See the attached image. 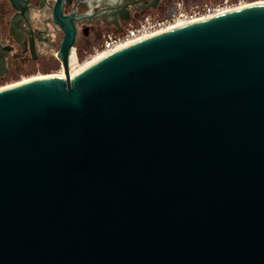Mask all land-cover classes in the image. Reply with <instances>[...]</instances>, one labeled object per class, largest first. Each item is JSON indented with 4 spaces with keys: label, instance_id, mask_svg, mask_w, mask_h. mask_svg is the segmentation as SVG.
I'll return each mask as SVG.
<instances>
[{
    "label": "water",
    "instance_id": "obj_1",
    "mask_svg": "<svg viewBox=\"0 0 264 264\" xmlns=\"http://www.w3.org/2000/svg\"><path fill=\"white\" fill-rule=\"evenodd\" d=\"M3 1L26 14L31 0ZM113 1L119 33L128 6L161 0ZM70 3L51 13L64 78L0 91V264H264V5L137 41L70 79L87 18L63 17Z\"/></svg>",
    "mask_w": 264,
    "mask_h": 264
},
{
    "label": "flooded vegetation",
    "instance_id": "obj_2",
    "mask_svg": "<svg viewBox=\"0 0 264 264\" xmlns=\"http://www.w3.org/2000/svg\"><path fill=\"white\" fill-rule=\"evenodd\" d=\"M76 1L71 0L69 5H64L62 16L66 17L74 12L76 15L87 17L76 25L75 45L80 43L83 52L92 49L100 41L102 43L105 35L118 33L112 25L113 19L119 17L118 13L113 9L107 10L109 6L114 5L113 0H107L108 4L105 6L96 4L100 0H80L78 4H75ZM0 3L4 6L3 11L0 12V45L7 48L5 73L0 80L20 69L28 72L42 61L57 63V66L61 67L56 59V53L63 33L52 22L54 0H31L27 5L26 14L16 13L6 1L0 0ZM140 6L141 4L138 3L128 6L129 22L137 21L144 15L141 14ZM12 20L14 21L11 30ZM125 24L120 23L121 31ZM52 49L55 51L50 54L49 51ZM73 49L76 51L75 48ZM75 56L77 58L76 52Z\"/></svg>",
    "mask_w": 264,
    "mask_h": 264
},
{
    "label": "built area",
    "instance_id": "obj_3",
    "mask_svg": "<svg viewBox=\"0 0 264 264\" xmlns=\"http://www.w3.org/2000/svg\"><path fill=\"white\" fill-rule=\"evenodd\" d=\"M240 6L241 5L233 7L228 4L227 1H224L222 4L216 6L207 4L192 5L186 9L183 0H171V4L167 7L161 18L143 15L135 25L128 22V25L123 28L121 32L105 35L100 49L96 50V52L97 55H99L104 52L115 51L123 46L163 33L178 24H188L194 21H201L211 16H217L233 11ZM71 53L75 56L74 49L71 50Z\"/></svg>",
    "mask_w": 264,
    "mask_h": 264
},
{
    "label": "rangeland",
    "instance_id": "obj_4",
    "mask_svg": "<svg viewBox=\"0 0 264 264\" xmlns=\"http://www.w3.org/2000/svg\"><path fill=\"white\" fill-rule=\"evenodd\" d=\"M224 1H227L228 4L232 5L233 7H237L239 5L241 6H246L250 5L253 3H258V2H264V0H193L192 2H189V0H183L185 8L188 9L192 5H211V6H216L222 4ZM171 4V0H162L158 7L156 9H150L144 13V15H150L155 18H161L163 14L165 13L167 7ZM141 19V17L137 21H132L130 24H137V22ZM128 24L126 23L124 25V28ZM101 41L94 46L92 49H88L83 52L81 44L78 43L75 45L76 53H77V58L75 59V65L77 67L83 65L86 63L88 60L91 58L95 57L97 55L96 50L100 49L99 46H101ZM94 49V50H93ZM55 51V49L50 50V54H52ZM34 70L31 73L25 74V73H19L15 77L13 76L12 78L10 77L9 80H6L5 78L0 80V88L8 86V85H14L17 83H21L25 80L36 78V77H45V76H58V75H63V69L57 64H52L49 67L51 68H45L40 67V64L38 63L37 65H34ZM44 68V69H43ZM69 72V69H68Z\"/></svg>",
    "mask_w": 264,
    "mask_h": 264
},
{
    "label": "bare ground",
    "instance_id": "obj_5",
    "mask_svg": "<svg viewBox=\"0 0 264 264\" xmlns=\"http://www.w3.org/2000/svg\"><path fill=\"white\" fill-rule=\"evenodd\" d=\"M254 5H264V2H258V3H253V4H250V5H246V6H240V7L236 8V9H234L233 11L239 10L241 8L249 7V6H254ZM194 22H197V21H194ZM191 23H193V22H191ZM188 24H190V23H188ZM184 25H186V24H178V25H176L174 27L169 28L168 30H172V29L184 26ZM168 30H166V31H168ZM166 31H164V32H166ZM126 46H128V45H126ZM123 47H125V46H123ZM118 49H120V48H118ZM111 52H113V51L104 52L102 54L96 55L95 57L91 58L90 60H88L86 63H84L83 65H81L79 67H77L75 65L74 54L71 53V55H70V57L68 59L69 60L68 61V69H69V77H70V79L73 78L74 76H76L78 73H80L83 70H85L90 65L94 64L95 62H97L99 60V58H101L104 55H107V54H109ZM49 78L63 79L64 76L63 75H58V76L36 77V78L25 80V81H23L21 83H17V84H14V85H8V86H5V87H2V88H0V91L5 90V89H9V88H12V87H16V86H19V85H22V84L30 82V81H34V80H38V79H49Z\"/></svg>",
    "mask_w": 264,
    "mask_h": 264
},
{
    "label": "trees",
    "instance_id": "obj_6",
    "mask_svg": "<svg viewBox=\"0 0 264 264\" xmlns=\"http://www.w3.org/2000/svg\"><path fill=\"white\" fill-rule=\"evenodd\" d=\"M193 0H189V2H192ZM3 9H4V6H3V4L2 3H0V12H2L3 11ZM40 64V67H44L45 66V68H48L50 65H52L51 63H49V62H47V61H42V62H40L39 63ZM57 64V63H56ZM50 68V67H49ZM44 69V68H43ZM51 69V68H50ZM34 70V67H32L31 68V70H29L28 72H24L22 69H20L19 71H16V72H14L13 74H11V75H9V76H7V77H5V79L6 80H9V78L11 77H15L16 75H18L19 73H25V74H28V73H31L32 71Z\"/></svg>",
    "mask_w": 264,
    "mask_h": 264
}]
</instances>
